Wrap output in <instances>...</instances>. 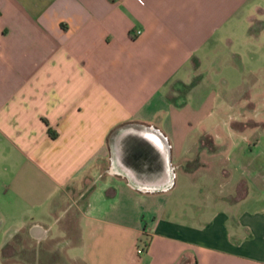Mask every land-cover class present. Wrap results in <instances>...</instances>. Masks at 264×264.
I'll use <instances>...</instances> for the list:
<instances>
[{
	"label": "crops",
	"instance_id": "0c3cea01",
	"mask_svg": "<svg viewBox=\"0 0 264 264\" xmlns=\"http://www.w3.org/2000/svg\"><path fill=\"white\" fill-rule=\"evenodd\" d=\"M19 235L67 264H264V0H0V264Z\"/></svg>",
	"mask_w": 264,
	"mask_h": 264
},
{
	"label": "rangeland",
	"instance_id": "374dc122",
	"mask_svg": "<svg viewBox=\"0 0 264 264\" xmlns=\"http://www.w3.org/2000/svg\"><path fill=\"white\" fill-rule=\"evenodd\" d=\"M89 184L88 181L81 186V191L83 192L86 189V186ZM214 186H217L216 183ZM178 187V186H177ZM175 188V187H174ZM171 190L173 194L175 189ZM78 188H74L73 191L69 194L71 205L67 207V211L65 212V217L61 221L63 223V227L67 230L69 227L72 231L75 232V221L77 219V208L79 207V203H83L85 200L86 191L83 192L80 196L76 195ZM80 190V189H78ZM174 196H172L171 200L173 201ZM78 206V207H77ZM40 246V247H39ZM37 250H34L33 246L28 243V241L23 237V235L15 236L11 238L5 249L3 250V257L5 261H10L14 255L21 256L23 258V264H67L64 254L61 249H54L50 247L49 243H45L44 245H39ZM43 252L41 258L36 253Z\"/></svg>",
	"mask_w": 264,
	"mask_h": 264
},
{
	"label": "built area",
	"instance_id": "2783aa9c",
	"mask_svg": "<svg viewBox=\"0 0 264 264\" xmlns=\"http://www.w3.org/2000/svg\"><path fill=\"white\" fill-rule=\"evenodd\" d=\"M135 34H139L140 33V31L139 30H135V32H134ZM137 253H141L142 251H143V247L141 246V245H139L138 247H137Z\"/></svg>",
	"mask_w": 264,
	"mask_h": 264
},
{
	"label": "trees",
	"instance_id": "16d2710c",
	"mask_svg": "<svg viewBox=\"0 0 264 264\" xmlns=\"http://www.w3.org/2000/svg\"><path fill=\"white\" fill-rule=\"evenodd\" d=\"M141 246L143 247V249H145V247L147 246V243L145 241H143Z\"/></svg>",
	"mask_w": 264,
	"mask_h": 264
}]
</instances>
